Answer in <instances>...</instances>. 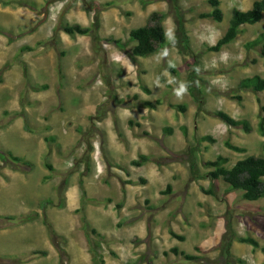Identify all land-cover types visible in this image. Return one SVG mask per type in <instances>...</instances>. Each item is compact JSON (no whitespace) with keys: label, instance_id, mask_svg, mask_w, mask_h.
Wrapping results in <instances>:
<instances>
[{"label":"rangeland","instance_id":"rangeland-1","mask_svg":"<svg viewBox=\"0 0 264 264\" xmlns=\"http://www.w3.org/2000/svg\"><path fill=\"white\" fill-rule=\"evenodd\" d=\"M218 1L219 23L198 17L210 11L206 0H174L175 9L170 0H0V154L29 163L0 158V171L18 176L9 186L22 195L0 194V228L33 216L24 221L30 223L23 240L15 229L0 236V254L10 264H264V199L241 200L220 179L209 180L211 168L203 165L219 155L230 167L261 155L264 143L256 130L264 91L237 89L243 78H264L257 49L242 48L264 32V20L207 51L231 9L245 11L253 0ZM151 12L164 14L166 38L154 54L130 62L103 41L119 40L130 50L128 31L144 26ZM71 24L91 33L69 37L60 28ZM40 85L46 88L33 90ZM155 100L161 104L153 109L141 106ZM218 110L247 121L251 131L224 125L212 115ZM139 155L148 161L131 166ZM35 217L57 255L42 263L39 254L9 257L20 240L41 247L28 234L40 226ZM59 217L67 218L63 228L54 221ZM237 238H251L258 248ZM171 247L199 260L186 263Z\"/></svg>","mask_w":264,"mask_h":264},{"label":"trees","instance_id":"trees-1","mask_svg":"<svg viewBox=\"0 0 264 264\" xmlns=\"http://www.w3.org/2000/svg\"><path fill=\"white\" fill-rule=\"evenodd\" d=\"M174 9V0H170ZM206 3L210 7V11L206 13H201L198 15L199 18L210 19L215 22H220L222 20V12L219 8L218 0H206ZM164 18V14L161 12H151L146 19V24L142 27L130 29L127 33V41L132 43L130 50L124 51V44H121L119 40H113L111 38L104 39L103 41L106 43H112L116 47H118L125 56L130 60V62H134L135 58H145L149 55L154 54L156 51L161 49L165 43L166 38L164 35V30L161 25V21ZM263 18L264 20V0H253L250 7L245 11H240L235 8L231 9L230 17L228 20V25L222 35L216 40L213 46L207 48V51L217 52L221 47L228 45L231 43L236 36L240 33L241 26H251L257 23L259 20ZM176 24L178 32L183 35L182 25L178 17H176ZM60 30L67 36L71 37L73 35L78 36H88L91 33V27H82L78 24L64 25L60 28ZM183 47H186V38L183 37ZM242 48L245 52H248L251 49H257L258 57L262 61V65L264 66V32L258 33L252 40L245 42L242 45ZM28 49V48H23ZM253 62V61H252ZM45 85L36 86L33 90H42L45 89ZM237 89L239 90H250L254 93L264 91V78L259 77L258 75H253L250 77H246L241 79L237 84ZM146 91V90H145ZM235 99H239L238 96ZM258 102V101H257ZM161 104V100H155L154 104L149 101H143L141 106L147 109H153L155 105ZM170 108L178 109L183 111L182 106H174L169 104ZM261 116L258 117L256 130L260 135L264 134V106L259 107ZM215 118H217L224 125L232 128H240L244 133H249L251 131L250 125L245 120H235L228 116L226 113L222 111H215L212 114ZM163 133H170V128H163ZM201 141H211L208 137H201ZM225 146L234 152H240L241 150L230 146L229 144H225ZM261 155L253 156L248 155L241 159L236 160L230 167H225L226 159L222 156H216L213 161H207L203 165L205 167H210L211 171L207 172V176L209 180H218L220 179L225 185L227 191H239L240 199L243 201L254 202L259 199H264V143L261 145ZM8 157L11 162L17 163L22 161L17 158L11 156L9 152L5 154H0V158L2 160ZM148 161V157L144 155H139L137 160H132L129 164L133 167H139L142 163ZM26 167L29 166V163H22ZM48 169L49 166L46 165ZM141 181V180H140ZM130 182H123L122 184H129ZM169 191V187L166 186V190L164 194ZM210 193V192H208ZM82 194V193H81ZM116 208L119 205L115 206ZM33 216L19 218L17 222H24L26 220L32 219ZM2 220H12L11 217L3 218ZM82 229L85 230L86 226L84 223V219L81 218ZM91 233H94V230H90ZM169 235L182 241L183 238L181 236H177L172 232H169ZM237 242L244 243L250 245L252 248H258V244L251 238H237ZM262 252H264V248H260ZM168 252L173 254L174 256H180L184 262H195L199 260L197 256L186 255L182 251H179L175 247H171ZM40 254V253H33ZM165 255L166 252H163ZM98 264H102V261L99 260Z\"/></svg>","mask_w":264,"mask_h":264},{"label":"crops","instance_id":"crops-1","mask_svg":"<svg viewBox=\"0 0 264 264\" xmlns=\"http://www.w3.org/2000/svg\"><path fill=\"white\" fill-rule=\"evenodd\" d=\"M15 180L16 181L19 180L18 176H15L14 174H12L10 176V174H8V172H6V171L4 172L3 170H1L0 171V194H2L4 196H6V195H8V196H15L14 195V193H15L17 195L18 199H20L22 197V195L17 192V189L18 188L15 190L14 187L9 186V185H12L13 186V182ZM6 189H7V191L4 192L3 190H6ZM34 200H36V199H34ZM34 200L32 202L33 204H34ZM36 201H38V200H36ZM35 204H37V203H35ZM1 216L2 215H0V217ZM13 216L14 215L11 214V217H13ZM37 218L38 217H35V219L32 220L31 222L40 223V222L37 221ZM58 219L59 220H54L56 222V224L59 223V226L56 225V226H58V228L59 227L60 228H63L61 226L63 221H64V223H67L68 222L67 221V218H65V219L62 220L59 217ZM61 220H62V222H61ZM46 221L50 222L51 223V226H52V222H53L52 219H49L47 217L46 218ZM28 223H30V222L27 221V222H24V223L23 222L22 223H17L16 226L8 225L7 227H5L3 229L0 228V236H2V238H5L6 235L7 236H10V235L12 236L13 233H14L13 232V229H15V230L19 231L20 234H22V235H19L18 238L21 239V240H23L25 238V236H23V235L27 234L25 232V229H27L29 227ZM34 227L35 228H33V230L31 232H29L28 234H30L31 236H33L35 242L36 243H39L41 245V247H33V248H31V246L28 245L27 242H25V241L22 242L20 240L17 243V246H19V248H17V247L16 248H12V249L10 248V251H11L10 253L11 254H9V257H14V258H20V259H22L24 257L34 256L33 253L39 252L40 253L39 255H42V256H39V257H36V258H38L37 260L40 261V263H42V261H44L45 259H49V261H52V259H51L52 255L53 256H56L57 254H56V251L53 250L54 248L53 249L51 248L50 241L47 239V236H46V234H47V228L45 227V225H42L41 226V223H40V226L36 225ZM0 252H1V250H0ZM33 262H35V261H33ZM33 262H30V261L29 262H21V261H18V263H20V264H35ZM0 264H10L4 258L3 254H0Z\"/></svg>","mask_w":264,"mask_h":264}]
</instances>
